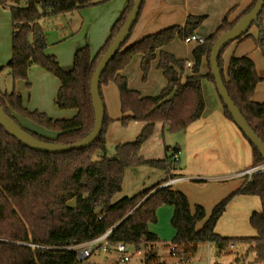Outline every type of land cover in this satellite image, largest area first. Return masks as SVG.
<instances>
[{
  "label": "trees",
  "instance_id": "trees-1",
  "mask_svg": "<svg viewBox=\"0 0 264 264\" xmlns=\"http://www.w3.org/2000/svg\"><path fill=\"white\" fill-rule=\"evenodd\" d=\"M104 1V0H102ZM95 0H0L9 7L12 21V55L7 64L11 78L28 84V71L33 65L40 66L56 76L60 87L55 104L60 109H75L69 119H54L45 112L29 110L21 94L16 91L1 92L0 105L23 129L46 142L69 144L88 135L94 126V109L90 83L97 63L122 27L134 0L128 3L111 27L109 37L95 55L89 46L79 48L74 54L73 67L64 70L54 55L46 54V37L39 24L42 17L69 13L96 5ZM257 0L244 9L233 21L231 9L220 25L209 34L202 44L192 50L194 62L192 75L182 79L187 60L163 50L175 41L184 40L205 21V15H188L183 25H173L128 44V39L110 60L100 79V96L104 102L102 87L114 83L120 97L123 125L130 121L142 122L143 126L133 141L116 145L115 157H106V133L112 119L106 112L103 129L94 143L86 148L60 153L31 149L10 135L0 125V264H78L71 245L89 241L111 229L108 240L123 242L136 250L147 248L159 241L149 224L156 221V210L162 204L173 206L171 224L175 234L171 245L183 252V259L190 260L196 246L212 242L219 251L226 250L235 242L249 244L255 253V261L264 264V170L258 171L243 185L217 203L210 215L202 205H190L187 196L171 185H159L144 189L133 196L113 200L121 192L126 168L146 164L157 169L172 170L178 167L175 156L179 149L165 158H144L140 149L153 134L156 124L162 122L170 132L186 129L198 120L205 109L200 67L206 59L209 71L206 76L215 84L210 67L213 43L220 35L232 28L248 13ZM258 27V36L250 28ZM237 38H252L264 56V7L258 21ZM229 45V44H228ZM218 65L229 96L239 108L253 131L264 143V103L252 100L257 84L262 80L255 63L248 56L233 55L225 76L223 53ZM136 55H141L140 67L146 79L153 61L166 78V85L154 96H143L131 89L127 77L122 74ZM221 98V97H220ZM227 118H233L225 106ZM31 122L38 129L28 127ZM241 131V130H240ZM242 132V131H241ZM248 140L246 135L242 132ZM249 141V140H248ZM252 166L264 164V158L250 141ZM98 152L104 154L95 159ZM235 194L258 196L261 210L249 217L256 236L224 237L215 232L217 220ZM204 221L201 227L198 223ZM114 227V228H113ZM90 264V263H85ZM143 264H167L156 252L147 250Z\"/></svg>",
  "mask_w": 264,
  "mask_h": 264
},
{
  "label": "crops",
  "instance_id": "crops-1",
  "mask_svg": "<svg viewBox=\"0 0 264 264\" xmlns=\"http://www.w3.org/2000/svg\"><path fill=\"white\" fill-rule=\"evenodd\" d=\"M252 1L144 0L141 13L132 30L128 44L161 29L173 25H183L188 15L206 16L205 21L196 30L197 34L206 38L220 25L231 9L234 8L230 13L229 20L233 21ZM127 3L128 0H105L96 5L69 13L42 17L39 24L43 28L47 41L46 54L54 55L64 70L72 69L74 54L83 46H89L92 55H95L109 37L112 25L121 15ZM12 30L11 13L8 8L0 5V91L12 92L14 90L18 92L22 95L24 104L29 110L45 112L54 119L74 117L77 113L75 109H59L55 104L60 81L44 68L37 65L31 66L28 71V84L26 81H14L11 78L7 64L12 55ZM251 41L250 38L241 41L235 40L227 46L223 53L225 76L227 77V66L233 55L251 58L255 63L258 75L262 78V82L256 86L252 100L264 103V56L255 50V45ZM197 45H192L189 52L184 54L185 56H181L176 50V52L173 50V43L165 47L170 48V50H167L177 57L193 64L192 50ZM136 56H139L136 65H132V67L128 65L122 70V74L127 77L131 89L138 90L143 96H146L149 92V86H153L151 93L156 95L167 83L161 75L162 72L153 71L156 61L152 62L149 81L141 83L140 87L143 86V90H141L142 88H133L130 84L131 78L128 69L138 68L141 61V55ZM188 56H192V59H189ZM135 71V79H138V70ZM208 71V63L206 59H203L200 74L203 75L201 86L205 109L201 117L186 129L177 132L178 137L174 141L172 139L171 144L167 145L164 142V145H166L165 153L152 155L143 153L150 144L151 147H156L158 150V147L164 146L161 143L164 140L160 139L157 132L158 124L161 131L167 129V125L162 122L156 124L152 136L141 147L140 155L144 158H165L170 155L167 150L175 143L174 149H179L177 154L178 167L167 170L155 169L149 165L140 164L126 168L122 190L114 196L113 200L123 196H133L144 189L164 185L169 177H183V180L171 184L172 188L182 191L192 207L195 204L202 205L206 210V217H208L217 203L240 188L247 180L246 176L239 175V173L252 167L251 146L235 122L225 116L216 85L204 76ZM190 75H192L191 66H186L182 79L186 80V77ZM152 77L158 80L156 83L152 82L149 85ZM158 82L159 84L154 86ZM111 84L114 83L102 87L106 112L109 118L112 119L108 129L115 122H119V119L123 116L118 89L115 84V87ZM26 125L28 127L35 126L31 122H27ZM130 125H132V130H136L138 134L143 126L140 125V122L130 121L126 124V128ZM118 141V144L124 143L123 140ZM173 210V206L170 207V217L173 215ZM259 210H261V201L258 196L235 194L217 220L215 232L224 237L255 236L253 230L249 227V217L253 211ZM203 222H199L197 226L201 227ZM150 224V230L159 237V230L151 228ZM160 240L159 237L158 242L148 244L147 248L142 249V252L138 255L144 259L147 250L150 249L166 261L158 252V246L163 243ZM204 244L206 242L199 243L196 246V252ZM164 245L170 248L171 243L166 242ZM233 245L230 246L233 247ZM247 246L249 245L247 244ZM208 248L210 249V247H207V250ZM93 255H102L107 264L119 263V253L114 248H111L109 253L96 251ZM194 256L195 254L191 258H194ZM110 257H114V261H110ZM88 263L90 262L88 261ZM90 264L101 263L91 261Z\"/></svg>",
  "mask_w": 264,
  "mask_h": 264
},
{
  "label": "water",
  "instance_id": "water-1",
  "mask_svg": "<svg viewBox=\"0 0 264 264\" xmlns=\"http://www.w3.org/2000/svg\"><path fill=\"white\" fill-rule=\"evenodd\" d=\"M142 1L143 0H134L122 27L99 59L96 69L92 75L90 89L95 121L93 129L88 135L76 142L69 144L43 141L23 129L19 123H17L9 114H7L1 105L0 125L4 127L10 135L17 138L25 146L37 151L60 153L91 146L100 135L103 129L105 118L104 102L100 96V79L102 73L104 72L110 60L119 51L123 43L128 39L130 31L139 15ZM263 7L264 0H257L254 7L248 13L243 15L232 28L220 35V37L213 43L211 48L210 67L215 79V85L218 94L223 100L225 106L228 108L235 124L246 135L248 140L258 148L264 158V143L253 131L245 117L240 112L239 108L229 96L218 65V57L222 50L226 47V45L237 40L238 37L244 34L254 23L258 21L259 14L261 13Z\"/></svg>",
  "mask_w": 264,
  "mask_h": 264
},
{
  "label": "rangeland",
  "instance_id": "rangeland-1",
  "mask_svg": "<svg viewBox=\"0 0 264 264\" xmlns=\"http://www.w3.org/2000/svg\"><path fill=\"white\" fill-rule=\"evenodd\" d=\"M97 1H102V0H97ZM99 3H101V2H99ZM6 8L9 9V7H6ZM9 11H10V9H9ZM258 32H259V30H258V27L256 26V24L250 28V33H252V35L254 37H257L259 35ZM250 39L252 40L251 42H253L255 45L254 46L255 50L262 53L261 49L256 46L254 40L252 38H250ZM172 43H173V50L174 51L176 50L181 56L182 55L185 56L184 54L185 53L187 54L189 52L191 46L196 44L195 42H186L185 40H181L179 38H176L175 41H173ZM167 49L170 50V48H166V47L163 48V50L168 51ZM135 57L136 58H134L133 62H131L129 64L130 67H132V65L133 66L136 65V61L139 58V56H135ZM188 57H189V59H192V56H188ZM136 69L138 70V73H139L138 79H135V75H136L135 70ZM128 71H130L129 77L131 78L130 84L132 85V87L133 88H142L141 90H143L144 87L143 86L140 87L141 83H147L149 81L148 78H149V74L151 72L149 71L146 79H143V74H142V70L140 67V62H139L138 68H135V69L130 68V69H128ZM153 71L161 73V71L156 66H154ZM154 75L156 77L155 73H154ZM161 75H162V77L165 78V76L162 73H161ZM157 80H158L157 78L152 77V80L149 82V85H151L152 82L156 83ZM260 82H262V80ZM158 84H159V82L157 84H155L154 86H157ZM111 85L113 87H115L114 84H111ZM152 87L153 86H149V89H148L149 90V92H148L149 96L155 95V93H151ZM158 92H157V94H158ZM19 118L24 124H27V122H25V120H23L21 117H19ZM140 125H143V123L140 122ZM31 127L39 130V128H37L35 126H31ZM129 127L126 128V125H123L121 123V121L119 120V122L118 121L115 122V124L112 125L108 129V131L106 133V151L104 152L106 157H109V158L115 157L116 145L119 142L118 140H123V142H125V141L130 142V141H133L134 139H136V137L138 136V133H136L137 131L132 130V125H130ZM159 127H160V125L158 124L157 132L159 134L160 139L164 140V141H161L162 145H164V142H166L167 145L171 144L172 143L171 140L173 139V141H174L175 138L178 137L177 132H170L166 128L163 129V131H161V129ZM174 146H175V143H173L172 146H170V149L167 150V152H169L170 155H172V153L174 152ZM158 148H159V150L156 147H151V144H150L147 146L146 150L143 153L147 154V155L165 153L166 145H164L163 147L160 146ZM140 151H141V149H140ZM104 153L103 152L96 153L95 159H99ZM170 207H172V205H170V204L160 205L156 210L157 219L155 222L150 224V227L151 228H157L159 230L158 231L159 237L161 238L160 241L163 242L162 244H160L158 246V252L164 257L163 259H165L167 261V264H176L179 261L178 257L175 255H171L170 254V248H167L164 245V243H166V242L171 243V240L175 234L174 228L171 224V217L169 215ZM249 227H251L254 235L256 236L257 235L256 230L250 225V223H249ZM207 243H209V244H207ZM233 244H234L233 247L229 246L226 250L219 251L214 243L206 242V244H204L203 246L198 248L197 252L195 253L194 258H191L189 261L180 262V264H261V263H257L255 261V253L248 250L249 246H247V243L235 242ZM207 247H210V249L208 248V250H207ZM133 249H134L133 247L128 246L129 251L132 252ZM219 252H222V253H219ZM142 259H143L142 256L134 254L130 261H128L126 263L115 262L114 264H143ZM109 260L114 261V257H110ZM91 261L93 263L95 262V263L107 264V261L105 260V258L102 255H92L89 258L90 263H91Z\"/></svg>",
  "mask_w": 264,
  "mask_h": 264
},
{
  "label": "built area",
  "instance_id": "built-area-1",
  "mask_svg": "<svg viewBox=\"0 0 264 264\" xmlns=\"http://www.w3.org/2000/svg\"><path fill=\"white\" fill-rule=\"evenodd\" d=\"M186 42H195L196 44H202L205 40L204 37L200 36L196 32L190 34L184 39ZM192 63L187 61L186 66H191ZM177 160V155L174 158ZM264 170V164L258 166H252L248 169H245L239 175L246 176L247 179H250L252 175H254L258 171ZM183 180V177H169L164 185H171L175 182ZM111 229L105 231L103 234L96 236L95 238L82 242L77 243L74 245L69 246L68 248L73 249L75 251V261L78 264H85L89 261V258L94 254V252L99 251L102 253H109L111 248L116 249L119 253L118 262L119 263H126L131 260L134 254H140L142 250L133 249V251L128 250V245L119 242V243H111L108 240L109 234ZM170 254L175 255L178 257V262L176 264H180V262H185L188 260L183 259V252L180 248H177L175 245L170 246Z\"/></svg>",
  "mask_w": 264,
  "mask_h": 264
}]
</instances>
